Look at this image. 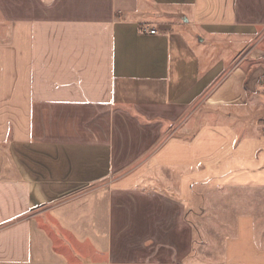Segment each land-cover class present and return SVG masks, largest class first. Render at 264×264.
I'll use <instances>...</instances> for the list:
<instances>
[{
    "label": "crops",
    "instance_id": "obj_1",
    "mask_svg": "<svg viewBox=\"0 0 264 264\" xmlns=\"http://www.w3.org/2000/svg\"><path fill=\"white\" fill-rule=\"evenodd\" d=\"M261 36L264 0H0V264H186L201 204L264 190ZM232 230L219 264H264Z\"/></svg>",
    "mask_w": 264,
    "mask_h": 264
},
{
    "label": "rangeland",
    "instance_id": "obj_2",
    "mask_svg": "<svg viewBox=\"0 0 264 264\" xmlns=\"http://www.w3.org/2000/svg\"><path fill=\"white\" fill-rule=\"evenodd\" d=\"M255 43H261V45H263L264 36L256 38ZM206 93L208 94L209 92ZM260 99L259 102L264 105V94L260 96ZM204 104L205 100L202 98V100H197L195 105L186 112L176 113L177 116L179 115L177 119L175 118V120H177L176 124L168 119L167 121L169 122L160 123L162 132L167 134L165 137L174 134L181 135V133L177 132H180L181 127L190 121L194 123L192 132H194L199 125L214 121L216 117L210 116L212 114H210L209 109L205 108ZM261 112H263V110ZM132 115L138 120H145L142 116L133 113ZM208 200L210 203H205L204 208L203 204H201L200 211L190 215L196 243L193 255L186 264H219L216 255L222 252V242L232 233V224L236 216L246 211V209L254 215L257 222L259 238L262 243H264V190L256 189L249 192L240 191L236 193V195H233L232 199L212 194ZM228 207L230 208L225 211ZM234 207L239 208L240 212H232L231 210L234 209ZM42 226H44L53 241L57 242V247L61 252L67 254L70 258L82 253V250L77 249L76 246L70 243V238L61 234V231L57 229L53 223L45 221ZM130 235L134 237L135 231H131Z\"/></svg>",
    "mask_w": 264,
    "mask_h": 264
},
{
    "label": "built area",
    "instance_id": "obj_3",
    "mask_svg": "<svg viewBox=\"0 0 264 264\" xmlns=\"http://www.w3.org/2000/svg\"><path fill=\"white\" fill-rule=\"evenodd\" d=\"M150 33H151V34H155L156 31H155V30H151Z\"/></svg>",
    "mask_w": 264,
    "mask_h": 264
}]
</instances>
